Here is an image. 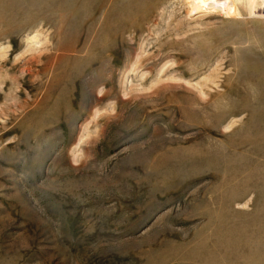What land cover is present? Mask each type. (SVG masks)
<instances>
[{
    "label": "rangeland",
    "instance_id": "374dc122",
    "mask_svg": "<svg viewBox=\"0 0 264 264\" xmlns=\"http://www.w3.org/2000/svg\"><path fill=\"white\" fill-rule=\"evenodd\" d=\"M0 0V264H264V0Z\"/></svg>",
    "mask_w": 264,
    "mask_h": 264
},
{
    "label": "bare ground",
    "instance_id": "6f19581e",
    "mask_svg": "<svg viewBox=\"0 0 264 264\" xmlns=\"http://www.w3.org/2000/svg\"><path fill=\"white\" fill-rule=\"evenodd\" d=\"M204 6H209L211 9H217L219 11H223L227 17H230L229 15L234 14L233 9H231L230 0H200Z\"/></svg>",
    "mask_w": 264,
    "mask_h": 264
}]
</instances>
